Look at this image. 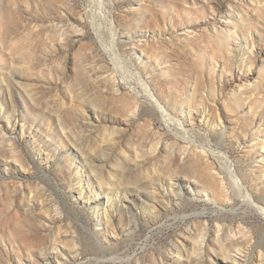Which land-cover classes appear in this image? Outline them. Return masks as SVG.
I'll use <instances>...</instances> for the list:
<instances>
[{"label": "rangeland", "instance_id": "1", "mask_svg": "<svg viewBox=\"0 0 264 264\" xmlns=\"http://www.w3.org/2000/svg\"><path fill=\"white\" fill-rule=\"evenodd\" d=\"M100 1L0 0V264H160L164 255L178 256V239L190 228L188 240L197 245L205 223L210 255L204 262L196 253L179 255L182 264H233L228 254L241 264H264V219L252 211L235 218L246 206L220 192L211 175L219 162L211 166L215 158L175 137L142 101L132 113L135 95L125 85L115 91L108 74L124 83L104 47L113 20L125 59L156 86L170 112L223 147L264 199V0ZM112 136L115 149L107 142ZM158 142L153 154L147 147ZM121 148L142 155L123 174L135 201L112 195L107 217L90 206L92 189L101 187L89 182L80 193L74 169L90 155L104 175L113 173ZM173 174L182 178V205L174 201ZM147 175L161 184L157 201L134 186ZM208 192L235 213L216 217L219 206L207 202L208 215L193 214L191 200L205 203ZM43 199L59 222L50 220ZM218 224L223 244L213 239ZM70 231L75 237L65 245ZM71 245L76 257L63 253Z\"/></svg>", "mask_w": 264, "mask_h": 264}, {"label": "bare ground", "instance_id": "2", "mask_svg": "<svg viewBox=\"0 0 264 264\" xmlns=\"http://www.w3.org/2000/svg\"><path fill=\"white\" fill-rule=\"evenodd\" d=\"M97 1L99 2L100 0H97ZM111 32H112V40L111 42H106V45L104 47L106 49V52L111 56V59L115 64L114 67H116V71L119 72V74L121 75V79L123 80L124 84L117 82L118 77L113 76L111 74L110 75L108 74V80H111V82L115 86V91L117 92L121 90L122 88L121 85H125V87L129 89V91H133V94L135 95L134 98H136V104H135L136 107L132 113L136 115L137 109L139 108L141 109L140 102L142 101L144 104L143 109L157 116V118L160 119L159 121L163 122L168 127V129L170 128V130H172L175 133V137H178L179 139L187 141L193 147L197 148L198 146H200L201 154L203 155L204 158L206 156H209V157L212 156L213 158H215V160L210 163L211 166H213V164L216 163V160L219 162V165L221 166V168L218 170H221V172L217 170L218 172L217 171L213 173L211 172V175L215 179L218 185L217 187H219L220 192L224 195V197L236 201L239 205L246 206L242 214L234 215L235 218L240 217L241 219H244V218L246 219L247 216L250 215L249 211H252L254 213H257L259 217L264 219V199L259 197L257 195L258 193L255 194L256 192L255 193L253 192L254 189L252 190L249 187L246 179L242 176L243 173L242 174L240 173L238 167L236 166V163H234V161L231 159L229 154H227L225 150H223V147L220 144L216 143L214 147V145H212V140L209 138V136H204V137H202L203 135L199 136L200 134L195 130V128H193V125L191 124V122L189 124L188 121L179 119L175 114H173V112H170V108H171L170 104L164 101V99H162L159 96L155 88L156 86L154 87V84L151 81L145 79V77L141 74V72L136 67H134L133 61L131 59L129 58L125 59V56L122 53V48L120 46L121 44H119L118 31H117V28L113 20L111 23ZM74 99L76 98L71 97L70 104L72 106H75L74 104H77ZM66 105L64 103L63 107ZM80 106L83 107L81 104L79 105V107ZM83 109L84 110L82 111L84 112V115H86V117L90 120L84 107ZM15 120H16L15 124H17L19 121L17 119ZM64 120L65 119L62 116H59L58 121L60 125L64 126ZM24 126L25 125L21 126L22 130L24 129ZM1 133L3 134V138H2L3 141H8L13 147V145H15L14 140L10 136L9 138L6 137V134L9 135L8 131L2 128ZM115 139H116V136L115 137L112 136L111 139L107 140L109 146H112L113 149L118 147L116 142H112V141H115ZM147 148L150 149L153 154H156L160 150L161 147H160V143L158 142V143L152 144L150 147H147ZM140 156L142 155L139 154V152H134L132 150H125L121 148L118 159H117L119 162L117 165L118 169L115 170V172L113 173H111L110 171L106 173V175H104L103 171L99 170V166H98L99 162L94 161L90 155H87L85 157L83 156L84 157L83 162L76 163L75 169H74V177L79 184L82 183L79 188L80 193H84L85 188L89 186V182L91 184L96 183L103 189V190L101 188H98L97 190L92 189V191L95 194V202H92L90 206L95 208V211L99 209H103V212L106 216L108 215L109 212H111L112 214V204H111L112 195L114 194L119 195L120 192L124 193V198L130 199L133 202L135 201V199L131 198V196H127L131 188L130 186L128 187L127 185L123 183V180H125L123 174L126 173V170L131 165L132 162L134 163V166H137L139 164L137 159ZM14 161H17V162L19 161L20 163V160L17 158H15ZM221 173H223V175ZM149 176L150 175H147L146 177L148 178ZM173 179L174 181H173L172 187L176 185L179 186L178 189H173L174 193H176L174 201L182 205L183 199H184V196L181 194L182 192L181 187L183 186L182 178H180L176 174L175 175L173 174ZM153 180H154V177H150L146 181L135 182L134 184V186L137 187L138 190H141V192H143L142 196L147 201H155V200L157 201L158 200L157 194L162 193L161 184L159 183L158 185H155V183L152 182ZM115 186L118 188V190L114 189ZM188 187H192V184H188ZM101 190L104 192V195L108 197L106 202L104 201V199L102 200L100 198ZM39 197L41 196L39 195ZM41 201L43 202L42 203L43 207H46V204L44 203L45 199ZM191 201L194 203L193 204L194 206L193 214H197V216L199 217L201 216L205 217L206 215H208V210L210 208L207 202H214L219 206V208L215 210L216 217H220V218L225 217L228 215L227 213L229 211L235 213V211L232 208L228 209L223 204H220L219 202H217L215 199V196L211 195L209 192L206 193V195L203 197V201L205 203L201 204L199 202H195L194 200H191ZM224 202L226 203V201ZM126 207H128V205ZM152 207L156 209L155 204H153ZM44 211L50 216L49 217L50 220H52L54 223H57L60 221L61 219L60 214L56 210V208H54L53 205L47 206L46 208H44ZM129 212L130 213L134 212V210L129 209ZM131 221H133V218ZM134 224H135V221H134ZM207 224L208 223H205L204 225V232H203V235L201 236L202 239L199 240L197 244L198 246L194 244L192 241L188 240V238L191 237V232H192L190 228L188 229L189 234L187 235V237L178 239L179 242H177L178 244L175 248L176 255L178 256H170V257L166 256L165 257L164 255L162 258L160 257L161 258L160 264H169V263L182 264L183 261L180 259L179 255H183V256L190 258V256L194 253H196V255L199 257L200 262H204L206 256L210 255L209 252L212 249L211 238L210 236H208V233H207V230H208ZM113 231L116 235L119 234V232L116 230L115 227ZM222 231H223L222 226L218 224L215 226V231L213 233V239L217 240L218 242H221V244H223L222 243L223 241ZM244 232L246 234H250V233H247L245 230ZM67 233L68 234L66 235L65 239H68V240L65 242L64 240L62 241L65 245H68V244L70 245L76 233H74L73 231H70ZM75 246H72L71 248H69L68 252H63V253L67 255L72 254V255H75L76 257L79 250ZM258 254H259L258 257L263 258L264 254L260 250ZM226 257L230 258L233 264H235V262H237L238 264H241V261L235 256L228 254L225 256V258ZM214 264H217V262H214Z\"/></svg>", "mask_w": 264, "mask_h": 264}]
</instances>
